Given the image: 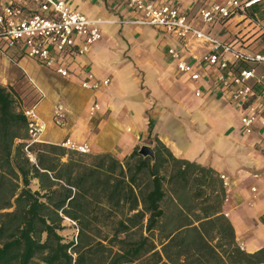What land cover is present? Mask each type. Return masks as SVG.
Returning <instances> with one entry per match:
<instances>
[{"label":"trees","instance_id":"1","mask_svg":"<svg viewBox=\"0 0 264 264\" xmlns=\"http://www.w3.org/2000/svg\"><path fill=\"white\" fill-rule=\"evenodd\" d=\"M247 15L264 21V0ZM238 37L264 53L262 27L251 23ZM239 65L258 67L264 82V67ZM155 125L151 115L154 156L140 146L120 159L63 143L29 145L20 96L0 83V264H264V246L242 249L223 212L221 173L176 156Z\"/></svg>","mask_w":264,"mask_h":264},{"label":"crops","instance_id":"2","mask_svg":"<svg viewBox=\"0 0 264 264\" xmlns=\"http://www.w3.org/2000/svg\"><path fill=\"white\" fill-rule=\"evenodd\" d=\"M65 1L73 9L85 13L90 18L103 19L104 38L95 44L90 53L73 60L69 66V77H63L56 71L49 69V72L42 77L41 83L36 82L46 94L54 93L57 98L55 101H50L49 111L47 107H42V101L39 104L38 113L48 127L42 141L63 143L67 138H70L79 144L87 143L93 152H113L117 157L123 159L131 154L136 146L144 145L142 141L148 136L149 119L153 115L148 113L149 108H147V103L140 90V83H137L135 66L131 63L136 60L140 65L139 61L144 55L154 54L158 65L163 67L160 81L162 80L163 84H167V82L172 84L186 83L190 95L195 96L193 87L177 75L175 63L170 59L167 52L168 47L178 42L159 28L121 22V20L133 18L134 14L126 5H118L113 0ZM176 1L184 10L196 11L204 0ZM162 46L165 48L164 53ZM125 55L129 57L126 58ZM22 59L21 55H15V60L10 62L6 56L0 53V83L5 81L7 85L12 86L17 91L21 99V108H24L36 100L37 93H33L31 88L23 92L27 85L19 83L20 78L25 76V70L19 67V62ZM84 65H90L94 73L100 78H111V84L106 91L96 93L87 90L88 92L84 93V96L81 94V91L85 90L81 87ZM144 68L147 72L148 89L154 95H158L161 85L159 80L155 79L157 74L153 73L150 65ZM48 79L54 85H61L65 88H57L58 90L55 92L50 91L44 85ZM81 96L83 98H80ZM206 98L204 106L207 107L208 104H212L215 107L211 109L217 113L215 116H211L208 112L197 111L193 115V122L196 123L195 126H198L199 130H195L187 124L178 125L173 114L170 117L164 113L161 116L157 114V118L155 117V120L158 121L154 132L156 133V128L159 130V133L156 134L171 147L176 156L188 157L190 160H196L203 165L215 168L219 173L230 176L231 185L227 190L229 200L224 203L223 212L234 224L237 241L241 248L248 252H254L264 246L263 241H261L262 232L257 231V234L260 235L253 239L252 243L247 244L248 241L239 235L238 228L232 220V213L244 207L245 209L238 212L241 215L245 213L242 216H246V219L255 220L264 215V154L256 147V136H248L243 139L240 135L232 137L224 136L225 134L223 136L215 135L213 127H207L208 121H211L213 125L223 123L228 117L227 113L221 110H230L232 114L237 116L238 124L241 125L240 113L238 107L223 99L212 95H206ZM96 99L97 101L103 100L104 106L99 101L101 110L96 115L91 116L89 107ZM57 103H64L69 111L67 124L61 128L60 126L59 128L54 127L52 120V110ZM179 112L181 110L175 108V113ZM214 117L219 118V122L216 123ZM94 126L95 131H93ZM167 128L170 129V133L176 137V140L180 139L179 146L176 140L169 142L168 133H165ZM210 139L214 141L208 143ZM206 141L212 152V159L209 161H203V157L198 156L199 151L206 150ZM222 145L223 148H220ZM217 157H219L218 161H216ZM220 158H224L225 161H221ZM242 168L245 171H241ZM245 179H252L258 184L252 183L251 188L244 187L241 185V181ZM253 188H256V192ZM251 201H254L252 207L248 204ZM234 219L237 220L236 217ZM246 230L248 231V229Z\"/></svg>","mask_w":264,"mask_h":264},{"label":"built area","instance_id":"3","mask_svg":"<svg viewBox=\"0 0 264 264\" xmlns=\"http://www.w3.org/2000/svg\"><path fill=\"white\" fill-rule=\"evenodd\" d=\"M113 1L126 5L134 14L121 22L159 28L178 42L168 47L167 52L180 79L193 87L196 97L204 96V85L207 95L238 107L245 134L256 136V147L264 154L263 76L258 67L245 69L239 65L248 61L264 67V53L238 39V34L251 23L264 29V21H253L247 15L249 8L263 0H204L196 11L184 10L176 0ZM103 23L101 18L93 19L73 9L65 0H0V53L10 62L15 60V55H26L69 77L73 60L87 55L103 40ZM234 24L244 26L233 30ZM83 70V89L97 93L110 86L111 78L98 77L90 65H84ZM29 80L38 95L22 108L28 119L31 145L41 142L48 128L38 113L39 104L47 94L31 77ZM3 84L7 85L5 81ZM100 110L96 99L89 113L94 116ZM68 112L64 103H57L52 110L53 123L66 126ZM63 145L83 153L91 151L87 143L79 144L70 138ZM30 157L34 160L33 154ZM220 176L228 190L230 176L225 173Z\"/></svg>","mask_w":264,"mask_h":264},{"label":"rangeland","instance_id":"4","mask_svg":"<svg viewBox=\"0 0 264 264\" xmlns=\"http://www.w3.org/2000/svg\"><path fill=\"white\" fill-rule=\"evenodd\" d=\"M244 26V24H239L233 25V30H239L242 29V27ZM218 31H216L217 33ZM162 52H165V48L162 46ZM126 58L129 57L128 55H125ZM22 61L19 62V67L20 69H23L26 71V75L21 77L19 80L20 84H25L27 86H25V88L23 89V92H25L27 89L31 88V91L33 93H36V90L33 88L29 77H31L33 79V81L37 82V83H41L42 81V77L44 75H46V73L49 72V69L47 67H45L41 62L34 60V59H30L28 58L26 55H24L22 57ZM157 58L154 57L153 55L150 54H146L143 56V58L139 61L140 65H138V62L131 63L133 64V66H135V75L137 76V83H140V90L142 91V95L143 98L145 100V102L147 103V108L148 109V113L153 114L154 118H157V114L163 115L168 114L170 115V117H172L171 115L173 114V117L175 118L174 120L176 121V123L178 125L181 124H187L190 125L191 128L195 129V130H199L198 126H195L196 123L193 122L194 118L193 115L197 112V111H203L202 113H209L211 116H215V114L217 113L216 111L213 112V109H211L213 106L212 104H208L207 107H205V102L207 100L206 98V92H207V88L203 85V89H204V96L202 97H196L190 95V92L188 91V87L186 83H177V84H172L167 82V84H163L160 81V77L163 74L162 73V68L158 65V61L156 60ZM133 60V61H134ZM128 62V61H126ZM131 62V61H129ZM148 65H150L152 67V71L153 73H156L157 76L155 75V79H157V81L159 80L160 85H161V89H159V94L158 95H154V93L148 89V85L146 83V75L147 72L145 71L144 67H147ZM166 66V65H165ZM162 73V74H161ZM3 83V82H2ZM7 83V82H5ZM67 84V83H66ZM45 88H48L50 91H56L58 90L57 88H65L62 87L61 85H57V84H53L51 82V80L48 79V82H45ZM65 86V85H63ZM8 87L13 88L12 86L8 85ZM108 89V88H107ZM102 90L99 91L98 93H101L103 91ZM89 91V90H88ZM86 89L81 91V94L84 96V93L88 92ZM87 95V94H86ZM38 96V95H37ZM48 97H45L42 100V107L44 108H48V111L50 109V101H55L57 98L55 96L54 93H50V95H48ZM83 96H81L80 98H83ZM100 103L104 106V102L103 100H99ZM175 108H178L179 110H181V112L179 113H175ZM217 108V107H216ZM224 113H227V117L226 121H224L223 123H217V121L219 122V118H215V122L217 123L216 125H213L211 123V121H208L209 123L207 124V127H213V129L215 130L214 132L216 133L215 135H222L225 134L224 136H241L243 139L247 138L248 135L245 134L243 128L241 125L238 124V118L237 116H235L234 114H232V112H230V110H221ZM222 112V113H223ZM158 120L156 119V122ZM192 123V125H191ZM54 127L59 128V126H57L56 124H54ZM61 128V127H60ZM136 130V129H134ZM170 129L167 128L165 133H168V137L167 139L169 140V142H171V140H176L171 133L169 131ZM93 131H95V126L93 127ZM159 130H157L156 128V133L158 134ZM135 133H137L136 131H134ZM222 134H221V133ZM173 136V137H172ZM177 141V145L180 144V139L178 138ZM214 140L208 141V143L213 142ZM142 142H144V144H148L147 143V138L145 140H143ZM146 142V143H145ZM208 143L206 141L205 143V147L206 150H202L198 152V156H200L202 158L203 161H209L212 159V152H211V147L208 146ZM150 145V144H149ZM142 146V145H141ZM152 146V145H151ZM179 146V145H178ZM211 146V145H210ZM185 148V147H184ZM223 148V145L222 147ZM205 149V148H204ZM219 150V147L217 148ZM188 158V157H187ZM190 159V158H189ZM219 160V157L216 158V161ZM221 161H225L224 158H220ZM241 171H245L243 168L241 169ZM230 174V173H229ZM252 183L254 184H258L255 181H252V179H245L241 181V185L244 187H249L251 188ZM261 186V185H260ZM256 192V190H254ZM257 202V201H256ZM250 207L253 206L254 201H251L248 203ZM242 209H245L244 207L239 208V210L237 209L235 212L232 213V220L235 222L236 226H237V230L239 232V235L241 237H243L245 240H247V244L252 243V240L255 239L256 237H258L260 234H257V231L262 232L263 237H261V241H263L264 243V223L262 222L261 218L259 217V219H246V216H242L245 213H242V215L238 212ZM244 212V211H241ZM234 217H236V221L234 219ZM246 219V220H245ZM68 224V228L67 230L64 231V234L66 236H68L69 238H72L75 236L76 234V229L74 226L70 225L71 223L69 221L66 222ZM248 229V231L246 230Z\"/></svg>","mask_w":264,"mask_h":264},{"label":"water","instance_id":"5","mask_svg":"<svg viewBox=\"0 0 264 264\" xmlns=\"http://www.w3.org/2000/svg\"><path fill=\"white\" fill-rule=\"evenodd\" d=\"M139 152L145 156H154L155 153L153 147L149 144L141 146Z\"/></svg>","mask_w":264,"mask_h":264}]
</instances>
